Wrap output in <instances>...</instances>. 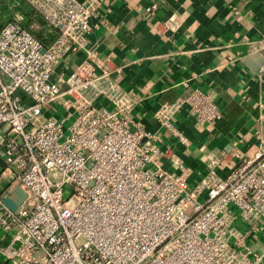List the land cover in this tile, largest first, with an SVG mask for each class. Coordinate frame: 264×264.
I'll use <instances>...</instances> for the list:
<instances>
[{"label": "built area", "instance_id": "2783aa9c", "mask_svg": "<svg viewBox=\"0 0 264 264\" xmlns=\"http://www.w3.org/2000/svg\"><path fill=\"white\" fill-rule=\"evenodd\" d=\"M24 1L58 34L45 45L32 31L40 24L26 27L22 14L0 27V181L26 193L13 211L0 192V256L10 264H264V242L253 238L264 225V140L248 150L233 141L191 183L172 146L132 119L137 101L123 66L91 49L57 75L65 57L87 49L97 26L90 6ZM183 108L198 125L221 118L199 88L161 104L154 118L182 144L189 139L173 118Z\"/></svg>", "mask_w": 264, "mask_h": 264}, {"label": "crops", "instance_id": "0c3cea01", "mask_svg": "<svg viewBox=\"0 0 264 264\" xmlns=\"http://www.w3.org/2000/svg\"><path fill=\"white\" fill-rule=\"evenodd\" d=\"M80 1L90 6L97 26L87 49L65 57L57 75L69 74L91 49L123 66L122 84L137 101L132 119L172 146L181 164L192 169L191 183L233 141L243 140L248 150L264 140V0ZM152 4L156 9L146 11ZM193 88L214 97L221 118L198 125L183 108L173 118L189 139L182 144L160 129L154 113ZM166 166L179 170L176 163ZM4 169L0 160V177ZM9 184L0 181L7 196L13 192ZM253 238L264 242V225Z\"/></svg>", "mask_w": 264, "mask_h": 264}, {"label": "rangeland", "instance_id": "374dc122", "mask_svg": "<svg viewBox=\"0 0 264 264\" xmlns=\"http://www.w3.org/2000/svg\"><path fill=\"white\" fill-rule=\"evenodd\" d=\"M2 5L0 7V27L5 24L7 21L15 19L17 17L16 14L24 15L25 12L30 11L31 8L24 0H1ZM24 18L21 19L23 24H27V19L25 15ZM30 28V25L28 26ZM35 32H39L42 30V27L38 29H32ZM0 261L6 264H10L0 256Z\"/></svg>", "mask_w": 264, "mask_h": 264}, {"label": "trees", "instance_id": "16d2710c", "mask_svg": "<svg viewBox=\"0 0 264 264\" xmlns=\"http://www.w3.org/2000/svg\"><path fill=\"white\" fill-rule=\"evenodd\" d=\"M24 15L27 19V24L25 25L26 27H28L33 21H37L40 24L42 27L41 31H32L45 45H48L56 38L58 30L54 29L52 32H48L46 21L41 14L31 9L30 11L25 12Z\"/></svg>", "mask_w": 264, "mask_h": 264}, {"label": "water", "instance_id": "95a60500", "mask_svg": "<svg viewBox=\"0 0 264 264\" xmlns=\"http://www.w3.org/2000/svg\"><path fill=\"white\" fill-rule=\"evenodd\" d=\"M256 57L260 58L262 57V54L258 53ZM25 198H26V193L21 188V186L18 185L14 188L11 195L5 198V203L10 209H12L13 211H17Z\"/></svg>", "mask_w": 264, "mask_h": 264}]
</instances>
